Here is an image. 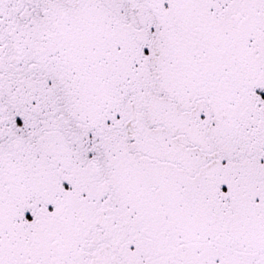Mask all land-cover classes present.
I'll use <instances>...</instances> for the list:
<instances>
[{"label": "snow or ice", "instance_id": "1", "mask_svg": "<svg viewBox=\"0 0 264 264\" xmlns=\"http://www.w3.org/2000/svg\"><path fill=\"white\" fill-rule=\"evenodd\" d=\"M0 264H264V0H0Z\"/></svg>", "mask_w": 264, "mask_h": 264}]
</instances>
